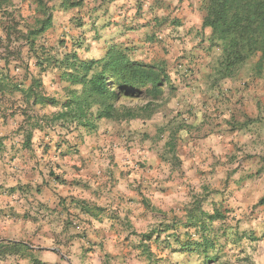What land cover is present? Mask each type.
<instances>
[{"label": "crops", "instance_id": "crops-1", "mask_svg": "<svg viewBox=\"0 0 264 264\" xmlns=\"http://www.w3.org/2000/svg\"><path fill=\"white\" fill-rule=\"evenodd\" d=\"M136 4L119 0L101 13L103 46L122 43L133 59L162 65L174 78L182 63L194 70L192 76L149 118L102 120L94 133L68 135L60 149L58 127L34 129L30 148L25 137L28 116L37 123L57 107L37 105L22 117L24 149H11L13 135L0 129V185L11 202L0 212L6 211L5 225L12 226V238L0 237V243H23L39 254L2 257L0 264H134L132 233L145 234L176 219L183 234L189 213L195 217L200 211L226 215L224 226L213 223L214 234L230 226L238 239L231 248L254 246L264 263V205L259 204L264 200V80L256 88L212 83L207 73L220 52L209 49L212 32L202 29L204 15L188 0H150L142 11ZM86 52L78 53L85 58ZM39 73L45 93L63 99L67 84L56 71ZM227 92L229 100L223 97ZM175 131L173 159L167 149ZM238 150L247 153L245 161L234 176L225 177ZM212 171L220 188L209 185ZM83 202L86 213L78 209ZM170 244L166 264L189 254L183 241L172 238Z\"/></svg>", "mask_w": 264, "mask_h": 264}, {"label": "trees", "instance_id": "trees-1", "mask_svg": "<svg viewBox=\"0 0 264 264\" xmlns=\"http://www.w3.org/2000/svg\"><path fill=\"white\" fill-rule=\"evenodd\" d=\"M86 0H64L66 7H78ZM208 11L205 13L202 29H210L212 36L209 49H216L220 56L215 64L208 70L214 85L227 79H233L238 66L244 64L250 57L258 56L256 72L262 76L264 72V0H207ZM7 3L9 0H0ZM38 4L43 11V17L36 19V27L26 34L20 33L30 48H35L36 39L48 32L53 25V16L48 11L43 0ZM14 29L11 27L8 37L12 38ZM44 56L36 59L35 66L40 72L56 71L60 83L67 84L64 87V97L59 100L48 96L39 73L33 76L30 73V65L26 66L25 73L30 83L23 84L10 80L9 74L0 77V95L11 84L13 89L23 95L27 109H33L37 105L53 106L59 110L51 116H45L37 123H32L30 116L29 129L26 131V142L31 143L34 129H52L58 127L61 131L56 148L60 149L66 144L67 136L79 131L94 133L99 128L102 120L115 123L128 122L139 118H149L169 100V96L178 90V84L187 82L194 70L178 64V72L174 78L162 65L135 60L130 51L122 43L108 45L104 52L90 51L82 58L77 51L53 52L44 51ZM86 55V54H85ZM180 66V67H179ZM184 66V67H183ZM190 74V75H188ZM168 89V92H167ZM142 100L144 105H127L125 101L135 102ZM29 114V113H28ZM182 128V127H180ZM179 128V129H180ZM177 131L172 133L168 143L171 149H167V155L176 158V144L179 141ZM81 139V135L78 136ZM30 148V145H26ZM72 146L71 148H75ZM264 205V200L259 203ZM81 212H88L85 203H78ZM189 221L185 225V233H181L174 219L172 224L165 226L159 224L145 234L132 233L137 236L134 242V250L138 255L146 259V264H166L168 249L171 248L170 240L184 242V250L188 253L198 252L204 257V264L215 262L220 257L221 249H231V245L237 244L238 239L233 235L231 227L223 233L214 234L213 223L221 221V226L227 224L228 219L223 213L215 212L214 215L199 213L193 216L189 213ZM194 229V230H193ZM224 229V228H222ZM194 231V232H192ZM172 232V233H171ZM200 236L201 241H199ZM183 239V240H182ZM220 240H223L221 243ZM218 246V247H217ZM19 249L23 251L20 252ZM24 250H31L23 243L3 241L0 243V258L9 255L28 256ZM224 251V250H223Z\"/></svg>", "mask_w": 264, "mask_h": 264}, {"label": "rangeland", "instance_id": "rangeland-1", "mask_svg": "<svg viewBox=\"0 0 264 264\" xmlns=\"http://www.w3.org/2000/svg\"><path fill=\"white\" fill-rule=\"evenodd\" d=\"M38 1L39 0H9L7 3L0 2V77H5L9 74L10 80L13 79L18 85L19 83L23 84L21 87L30 83L25 73L26 66L30 65L31 75L37 76L40 69L35 66L36 59L42 58L45 53L44 51L47 49L50 50V52H61L70 49L77 52L85 49V51H87L86 53H90V51L104 52L108 46L106 48L103 46L105 40L102 34V28L99 24L102 17L101 13L108 12L109 7L119 0H86L75 8L66 7L64 0H43L42 6L44 7V5H46L48 11H50L53 16V25L48 32L36 39V47L30 48L27 41L24 38H20L19 34H26L30 29L35 28L37 25L36 19L43 17V12H41L43 10L38 4ZM188 1L191 3V6H194L197 11L201 13V15H205L208 11L209 2L207 0ZM147 2H150V0H137L138 5H136L139 7V11L145 8ZM171 8L172 7H170V9ZM11 27L14 29L12 38L8 37ZM87 33L91 34L88 38L85 36ZM218 58L217 56L215 57V63ZM257 61L258 56L250 57L244 64L238 66L235 72L236 75L233 79H227L220 84L238 82V84L240 83L246 88H252V86L255 88L258 87L257 83H262L264 77L261 78L256 72ZM188 69L190 70V68ZM14 85L15 83L11 84L5 91L3 98L0 99V101H2L0 102V107L2 108L0 111V118H2L0 129L7 130L13 135L15 144L11 149H24L22 148L23 138L21 137L20 121L22 117L26 118L28 113H33V109H27L26 104H24L25 102H23L22 93L14 90ZM172 96H169L168 100H171ZM228 96L229 94L227 92L223 97L229 100ZM125 102L127 105L131 106L145 104L142 100ZM218 104L219 100H216L215 105L217 106ZM18 144H20V146ZM246 156L247 153L243 150H238L232 163H230L232 164L231 170L227 171L225 177L234 176L235 171L237 172V170L242 167ZM5 165L8 166L9 164L6 163ZM237 165L239 167H237ZM222 166L226 167L228 165L224 163ZM5 175L7 178H11L10 174ZM207 176V180L211 181L209 185H215L216 173L212 171ZM225 177L223 178V183L226 180ZM8 182L12 184L13 180L10 179ZM3 186H5V184L0 185V207L11 205V202L7 199L9 194L5 192L6 190H4ZM192 187L196 191L199 189V186L198 188L195 185ZM215 187L220 188L219 185H215ZM13 201L20 202L18 198H13ZM4 212L6 211L0 212V237L12 238V226L5 225L7 223L5 222L7 216ZM17 224L20 225L21 221ZM220 241L223 243V240ZM221 250L220 257L214 263L211 262L209 264H264L259 260L260 257L258 252L260 251L254 248V246L252 249L251 247L247 248L241 246L236 249L231 248L229 250L222 248ZM19 251L23 253L21 249H19ZM25 252L29 256L38 257L39 255L37 251L24 250V254ZM261 254H264V249L263 251L261 250ZM133 255L134 264H146V259L139 256L138 252L135 251ZM202 257L203 255L198 252L183 256L178 255L174 258V264H202L204 263Z\"/></svg>", "mask_w": 264, "mask_h": 264}]
</instances>
